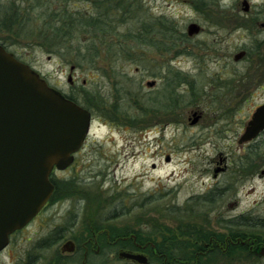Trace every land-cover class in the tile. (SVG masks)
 <instances>
[{"label":"rangeland","instance_id":"1","mask_svg":"<svg viewBox=\"0 0 264 264\" xmlns=\"http://www.w3.org/2000/svg\"><path fill=\"white\" fill-rule=\"evenodd\" d=\"M34 1L0 0V27L4 16L19 12L18 23L14 19L8 23L11 31L0 32L1 43L78 106L89 94L98 96L100 101L93 102L101 103L99 110L105 116L93 120L72 170L68 198L60 199L28 230L14 236L0 264H32L35 237L71 220H103L126 228L147 223L162 231L161 225L181 222L169 215L173 206L226 186L229 191L215 205L202 208L197 220L182 223L218 232L223 231L220 218L244 215L264 220V138L252 146L238 143L255 109L264 105V0H248L252 14L263 13L257 23L242 15L241 0H199L205 6L200 11L213 21L204 23L203 33L187 43L179 41L171 48L167 39L150 36L147 40L160 50L132 42L115 47L141 24L165 35L156 21L161 16L167 28L171 20L184 32L190 22L203 23L204 16L184 0H134L131 10L136 16L113 23L118 40L94 33L82 37L84 46L92 43L98 51L95 63L79 62L73 51L61 55L46 51L49 47L37 40L44 9L35 7ZM44 2L54 10L64 0ZM73 2L69 10L93 12L88 1ZM136 17L144 23H136ZM55 44L51 42V48ZM108 49L114 50L108 53ZM241 51L246 54L235 62L234 56ZM174 72L186 76L187 82L171 88L172 101L167 84ZM194 113L199 120L191 125ZM250 226L240 231L264 240V225ZM106 252L94 261L113 264ZM228 264H264V257L239 251L229 257Z\"/></svg>","mask_w":264,"mask_h":264},{"label":"water","instance_id":"2","mask_svg":"<svg viewBox=\"0 0 264 264\" xmlns=\"http://www.w3.org/2000/svg\"><path fill=\"white\" fill-rule=\"evenodd\" d=\"M243 6L246 11L248 4L243 2ZM198 31L191 24L187 35ZM244 54L239 52L233 60L239 61ZM192 116L190 124L195 125L199 115ZM90 127L89 111L65 98L0 46V252L8 246L9 236L26 226L48 201L53 192L52 171H64L72 164ZM263 131L261 105L238 143H249ZM256 255L264 257V247ZM120 256L134 258L123 252Z\"/></svg>","mask_w":264,"mask_h":264},{"label":"flooded vegetation","instance_id":"3","mask_svg":"<svg viewBox=\"0 0 264 264\" xmlns=\"http://www.w3.org/2000/svg\"><path fill=\"white\" fill-rule=\"evenodd\" d=\"M162 1L165 3H172L182 0ZM184 1L188 2L192 6V9L198 12V14L203 15L204 18L201 19L203 23L194 21L188 24V26L195 24L199 28L198 33L193 36L187 35L188 26L186 27V32H184L177 28V24L170 20L172 25H176L178 34L185 36L184 41L182 39L180 41L182 44L187 43L188 39L202 34L204 31L203 24L213 21L212 19L208 18V20L206 18L207 16L205 12H203L205 6L199 3V0ZM243 2L248 4V9L246 11H244L245 6H243ZM239 3L242 15H244L245 19L250 17V20L257 23V17L263 13L257 12V15L252 14L253 6L248 0H241ZM200 8H203L202 11H200ZM236 15H239V13ZM252 15H254V17H251ZM161 18L164 19L162 16ZM261 27L264 28V23L261 24ZM0 32H3V27H0ZM0 46L3 47L1 41ZM6 50L8 51V49ZM69 84L73 86V82L70 80ZM225 87L226 86H224V91L226 90ZM62 95L65 96V98L69 97L64 94ZM91 119L93 120L94 118L91 116ZM263 138L264 131L261 132L255 140L245 143L244 145H257ZM86 142L87 139L81 149L74 155L73 162L70 166L64 171H57L56 169L52 171L49 177V181L53 186L51 196L37 215L27 223L26 226L13 232L9 236L8 246L14 236L28 230L39 218L45 216L54 205L59 203L60 199L64 201L68 198V192L72 189L71 186L73 185L71 183L73 177L72 170H74L77 164V156L84 150ZM219 170L224 171L221 168L218 169V171ZM228 191L226 186L224 188V193ZM67 223H65L67 225L63 227H60L62 225L54 224L48 231H42L43 235L39 234L35 237L33 242L35 255L32 258V264H101V262H96L94 259L100 257L103 252L106 251L108 256L112 257L113 261H115L113 264H217L222 260L224 264H228L230 247H236L237 245L245 246L248 254L258 259H261V257H258L256 252L264 247V240L259 241L260 238L254 235L244 233V236H246L244 239L240 237L233 239L229 220L219 225V228H222L223 231L220 229V232H216L206 230L208 227H201L202 230L198 229L197 232H194L207 234L208 236L196 237H183L179 235L180 226L188 225V223L182 222H174L171 223V225L165 224L161 225V227L158 226L160 229L164 228V230H160L161 235H159V231L153 230L147 223H137L129 228L120 227L119 225L114 226L111 225L109 221L94 219L89 221L83 220V222L71 220ZM4 250L0 252V256ZM121 252L132 255L134 258L122 257L120 256ZM104 262L103 260L102 264H107Z\"/></svg>","mask_w":264,"mask_h":264},{"label":"trees","instance_id":"4","mask_svg":"<svg viewBox=\"0 0 264 264\" xmlns=\"http://www.w3.org/2000/svg\"><path fill=\"white\" fill-rule=\"evenodd\" d=\"M55 1H63V0H55ZM72 1V2H70ZM74 0H64L61 4L60 8H56L54 10H51L49 6L47 5L44 0H35L34 4L35 7H40L41 9H44L43 16L40 19V27L39 31H37L38 35V41H42V45L45 47H49L46 49L48 53L53 54H64L69 53L71 54L72 51L74 54L78 55L79 62L80 61H87L89 63H95L98 58V51L95 50L92 43H90L88 46H84L82 43V37H87L89 34L94 33L95 35L102 34L104 37L111 36L114 37V34L116 31L114 30L113 23L115 22H123V18L125 17H135L136 12L131 10L134 3H137L136 1L132 0H75L79 3H85V1L89 2L92 5L93 12L86 13L81 11H71L68 7L71 6L70 4L74 3ZM65 4V5H64ZM120 12V17L116 18V15L118 12ZM13 17L4 16L3 17V32H10L11 27L8 26V23H11V19H14L12 22L18 23L15 21V18L19 16L18 10L15 12ZM116 13V14H115ZM135 15V16H134ZM157 24L164 27L166 33H161L160 30L154 31V29H151L147 26H145L140 19L136 17L135 22L141 24L140 29L136 31L135 33H127L126 35L122 36L120 38L119 43L115 45L117 47L118 45H121L120 42H132V44L137 45H151L152 47L156 48L157 50H160V48L153 44L152 42H149L147 39L150 36H158L160 38H165L168 41L171 42V45L173 48L179 41L184 40L185 36L178 34L176 31V28L174 25H172L171 21H167L168 28L165 26V22L161 20V17L156 19ZM21 23L17 27H20ZM16 27V28H17ZM161 27V28H163ZM174 32L176 34H174ZM178 34V35H177ZM177 36H179L177 38ZM115 38V37H114ZM115 39H119V36ZM51 42H55V47L51 48L50 46ZM2 44V43H1ZM124 45L126 43H123ZM4 48L7 49V46L3 43L2 44ZM111 45H108V48H110ZM114 50V49H113ZM113 50L108 49V53H111ZM86 57V58H85ZM76 65H79L75 63ZM80 67V65H79ZM186 76H183L180 72H174L173 76L170 81L167 84V89L169 91V99H171V88L174 86H177V83H186ZM90 95V94H89ZM79 104L84 107L87 111L90 112L92 117L94 119L99 120L100 116L104 118V114L101 110H99L101 103H94L95 101H100L98 96H90ZM69 100H72L73 102H76L75 99L71 97H67ZM172 100V99H171ZM173 101V100H172ZM118 112V110L116 111ZM120 113V112H118ZM55 194V192H54ZM53 194V195H54ZM224 196V189H213L208 191L205 194L194 196L190 198L186 203H184L182 206H173L171 211L169 212V215H174V218L179 221L184 222H193L198 219V213L199 211H202V208H209L212 207ZM148 200V199H147ZM117 216V215H116ZM114 216V218L116 217ZM230 221L231 226V236L232 238L240 237L244 239L246 236H244V233L240 231L241 228L245 227H251V223L255 224L256 221H259L262 225H264V220H255L254 218H250L248 216H238V217H232L228 219ZM219 221L226 222V219L220 218ZM224 227V226H223ZM202 230L201 227H197L195 225H182L180 226L179 230L180 236L183 237H196V236H208L207 234L202 233H196L197 230ZM159 235H161L160 230ZM196 231V232H194ZM156 235V234H153ZM261 241V240H259ZM244 252L249 257L251 255L248 254L245 246L237 245L236 247H230V258L231 255L236 252Z\"/></svg>","mask_w":264,"mask_h":264}]
</instances>
